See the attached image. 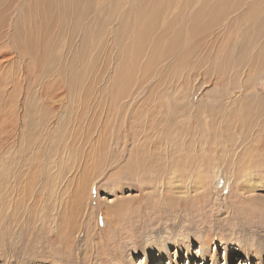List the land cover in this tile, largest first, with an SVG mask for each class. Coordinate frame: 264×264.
Segmentation results:
<instances>
[{"label": "rangeland", "instance_id": "rangeland-1", "mask_svg": "<svg viewBox=\"0 0 264 264\" xmlns=\"http://www.w3.org/2000/svg\"><path fill=\"white\" fill-rule=\"evenodd\" d=\"M224 248L264 264V0H0V264Z\"/></svg>", "mask_w": 264, "mask_h": 264}, {"label": "bare ground", "instance_id": "bare-ground-1", "mask_svg": "<svg viewBox=\"0 0 264 264\" xmlns=\"http://www.w3.org/2000/svg\"><path fill=\"white\" fill-rule=\"evenodd\" d=\"M50 3H51V1H50ZM54 3H55V1H54ZM75 3V2H74ZM53 4V3H52ZM59 4V3H58ZM57 4V5H58ZM50 5V4H49ZM73 6H74V4H73ZM62 26V25H61ZM180 241H177V243H179ZM179 244H182V243H179ZM151 248H153L152 246H150V249ZM217 248V247H216ZM160 250L162 251V257L163 256H165V250H164V248H160ZM223 251H224V255H223V258H227V262H226V264H235L236 262H238V261H241L242 263H243V256H241V257H239V256H234V255H232L231 254V249L230 248H228V249H226V248H224L223 249ZM145 254H146V257H145V262L147 263H149V264H153L154 263V261H156L157 260V258L155 257V255H153V253H151V252H145ZM167 254V253H166ZM245 256L248 258L247 259V261L249 262L250 260V255L248 254V252H245ZM117 256V255H116ZM212 257V256H211ZM222 257V256H221ZM119 257L117 256V258H114V260H116V259H118ZM214 258V257H213ZM52 260V259H51ZM113 260V259H112ZM246 262V261H245ZM126 264H130V261H128Z\"/></svg>", "mask_w": 264, "mask_h": 264}]
</instances>
